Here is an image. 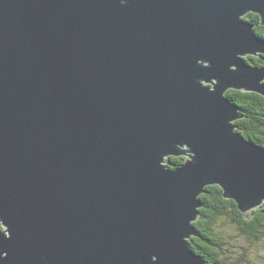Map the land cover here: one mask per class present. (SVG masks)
<instances>
[{
    "label": "water",
    "instance_id": "water-1",
    "mask_svg": "<svg viewBox=\"0 0 264 264\" xmlns=\"http://www.w3.org/2000/svg\"><path fill=\"white\" fill-rule=\"evenodd\" d=\"M248 14L264 0H0V264H209L205 188L264 205L225 95L264 97Z\"/></svg>",
    "mask_w": 264,
    "mask_h": 264
},
{
    "label": "trees",
    "instance_id": "trees-1",
    "mask_svg": "<svg viewBox=\"0 0 264 264\" xmlns=\"http://www.w3.org/2000/svg\"><path fill=\"white\" fill-rule=\"evenodd\" d=\"M244 20L254 24L256 35L264 38V26L260 25L259 16L248 14ZM246 61L252 66L264 67L263 59L248 56ZM225 95L240 107L244 117L234 122L237 132L241 133L245 139L264 148V97L235 90H228ZM183 161V157H170L167 158L166 166L168 169H174ZM205 190L206 193L200 196L202 206L199 209L198 219L193 223L198 237H191L189 246L209 264H236L231 262L232 254L223 250L225 242L220 229L217 233L213 226L222 219L221 223L226 222L232 225L237 235L245 236L249 240H261L264 238V205L262 208L255 209L252 216L246 219L237 209L234 201L222 197V191L218 186H209ZM227 240L230 241L231 238Z\"/></svg>",
    "mask_w": 264,
    "mask_h": 264
},
{
    "label": "rangeland",
    "instance_id": "rangeland-1",
    "mask_svg": "<svg viewBox=\"0 0 264 264\" xmlns=\"http://www.w3.org/2000/svg\"><path fill=\"white\" fill-rule=\"evenodd\" d=\"M221 221L222 219L218 220L214 224L213 229L217 233H219L220 229V234L224 237L225 242L223 245V250L227 251L228 254H232L233 259L231 260V262H234L236 264H264V238L261 240H249L245 236L237 235V231L232 225L226 222L221 223ZM228 238H231V240H227Z\"/></svg>",
    "mask_w": 264,
    "mask_h": 264
},
{
    "label": "flooded vegetation",
    "instance_id": "flooded-vegetation-1",
    "mask_svg": "<svg viewBox=\"0 0 264 264\" xmlns=\"http://www.w3.org/2000/svg\"><path fill=\"white\" fill-rule=\"evenodd\" d=\"M256 58H259V59H263V61H264V58H263V56L261 55V56H255ZM244 118V117H243ZM242 118V119H243ZM199 212V211H198Z\"/></svg>",
    "mask_w": 264,
    "mask_h": 264
}]
</instances>
